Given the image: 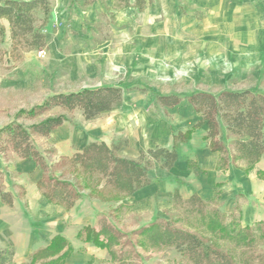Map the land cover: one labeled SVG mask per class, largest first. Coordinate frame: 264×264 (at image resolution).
<instances>
[{"label":"rangeland","instance_id":"1","mask_svg":"<svg viewBox=\"0 0 264 264\" xmlns=\"http://www.w3.org/2000/svg\"><path fill=\"white\" fill-rule=\"evenodd\" d=\"M102 2H106L107 6ZM196 3L193 0H159L158 3L148 6L144 12L130 8L117 11L116 17H112L108 14L107 7H112L113 1L98 0L92 7L79 6L77 9L69 8V10L67 8L64 11L67 12L68 17H64V20H61L60 15L54 12L53 17L58 19L53 23L54 28L64 24L71 31L74 28L73 24H77L76 31L82 32L89 39L92 47L97 50L92 59L99 69V72L97 71L99 74L96 78L83 77L73 84L69 78H61L58 72L49 74L46 53L43 57L39 55V51L27 52L23 61L14 64L7 52L6 61L0 64V127L9 123L19 110L41 104L48 95L77 90L84 86H96L97 79H103L107 84L121 86L126 94L135 95L143 102L141 116L136 120L139 123L138 126L144 127L145 138L149 136V119L163 113V108L156 104L157 94L186 96L197 90L217 93L224 89H249L264 93V38L252 29L262 24L263 21L260 20L264 17L262 16L264 5L243 7L229 2V6L222 7L212 4L203 6ZM248 8L252 10L257 8L255 13L258 16L255 15L251 19L259 17L260 19L257 18L259 21L252 22L251 19L243 20L242 23L228 21L224 26L219 27L218 22H214L213 17L220 13V10L230 17L239 14L242 18H249ZM244 14L247 16L245 17ZM75 17H79V22L73 21ZM223 24L222 22L219 25ZM240 25H243L244 32L250 34L248 39H242L250 43L249 47L243 51L240 48L241 40L237 37L239 33H244ZM247 27H249L248 31H246ZM235 41L239 42L238 46ZM233 43L235 47L231 46ZM251 45L256 48V52H253ZM218 47L220 52L216 51ZM3 48L9 51L7 39L3 43ZM29 53L33 54L28 56V61L24 63ZM33 55L35 58L32 57ZM103 57L105 63L97 62L102 61ZM186 105H182L180 111L185 112ZM164 111L168 114L167 110ZM102 115L99 117L100 121L97 118L92 122L101 123V120L105 118ZM68 116L70 121L67 122L71 124V129L78 123L84 124L80 110H75ZM74 119L77 121L75 125L71 123ZM24 124L28 126L30 122L24 120ZM135 131L138 132L137 127ZM121 137L123 136L119 138L115 136L112 140L105 138L112 144L121 140ZM222 141L229 146L230 154H234L232 139L224 135ZM35 144L46 155V149L49 147L47 140L36 138ZM15 157L18 158L11 152L0 155V169L3 171L6 169L5 165L14 163ZM233 166L241 170L244 178L234 180L222 191L226 192L225 195H229L240 186L241 192L223 201L216 199L215 203L211 204V208H218L226 215L227 222L237 221L242 227L264 221V180L257 176V171L264 169V157L250 172L246 171L247 164L244 161H237V164ZM1 170L0 181L1 176L4 175ZM163 172L160 165L156 163L149 172L153 183L152 191L146 193L142 201L135 205L126 207L122 212H114L112 218L109 212L112 208L119 207V202L110 204L84 198L78 210L83 212L85 219L74 218V221H77L76 225L70 226L69 231L67 230V233L71 232L69 236L72 242H70L75 251L65 264H119L111 260L107 250L85 244L76 237L84 224L98 229L102 217L115 221L116 226L128 234L148 225L158 217L180 218L177 220V226L197 230L192 226L191 220L182 218V210L174 207L172 193L174 186L178 184L174 183L171 177L165 176ZM193 190L192 185H187L184 189V199H187L186 196ZM19 221H22L21 218ZM199 234L207 239L211 238V235L203 230ZM1 244L2 250L5 247ZM216 244L223 250H232L236 257H240L243 251V247H237L230 241H217ZM140 250L142 256L140 264H190L174 248L148 247ZM29 257L19 260L14 255L10 264H29ZM131 261L128 260V262ZM248 261L249 263L241 264H264L263 239L257 240L252 257Z\"/></svg>","mask_w":264,"mask_h":264},{"label":"trees","instance_id":"2","mask_svg":"<svg viewBox=\"0 0 264 264\" xmlns=\"http://www.w3.org/2000/svg\"><path fill=\"white\" fill-rule=\"evenodd\" d=\"M97 1L71 0V7L78 4L86 7ZM153 1L114 0V3L117 9L133 7L143 12ZM53 10V0H0V64L6 61L7 54L16 64L23 61L27 52L45 50L47 26ZM6 39L9 51L3 48ZM124 94L121 86L81 88L51 94L41 104L19 110L9 123L0 127V155L11 152L19 159L35 161L43 172L38 189L49 202L68 210L85 197L110 204L119 202V207L110 210L111 218L114 212H122L127 207L123 203L125 200L132 199L136 192L152 184L149 172L156 163L162 170L174 167L179 158V145L188 142L205 122L208 132L204 140L212 152L220 154L219 167L222 170L236 165L237 161H244L246 171L250 172L264 157V93L249 89H224L218 93L198 91L185 97L157 95V103L166 108H173L186 100L202 120L185 132L175 133L171 148L156 147L141 152L138 159L120 155L122 146L127 143L122 139L111 145L94 139L82 151L61 157L55 163L48 161L37 148L35 139L49 138L52 132L70 121L68 114L80 110L86 121H93L119 106ZM24 120H28L30 125H25ZM222 128L226 129V137L232 139L234 154H230L229 146L220 139ZM53 152L47 151L49 158ZM188 167L194 169L197 165L190 161ZM257 176L264 180V169L258 170ZM176 180L179 185L184 184L182 180ZM0 196L4 204L13 206V195L2 186ZM219 196L220 192H217L215 199L209 201L194 192L184 199L180 188H175L172 197L174 207L182 210V218L191 220L197 230L177 226L180 218L158 217L128 234L119 229L115 221L102 217L98 229L86 225L78 232L77 238L107 250L111 260L119 264H140V249L148 247L174 248L190 264L249 263L257 240H264V221L245 227L237 221L227 222L224 213L211 208ZM201 230L208 232L211 238L202 237L199 234ZM217 241H230L237 247H243L240 257L230 249L219 248ZM74 251L66 237L56 235L49 245L30 255L29 264H65ZM14 255L13 247L0 249V264H10Z\"/></svg>","mask_w":264,"mask_h":264},{"label":"crops","instance_id":"3","mask_svg":"<svg viewBox=\"0 0 264 264\" xmlns=\"http://www.w3.org/2000/svg\"><path fill=\"white\" fill-rule=\"evenodd\" d=\"M112 1V7H107L108 14L112 17H116L117 11L133 8L117 9L115 8L114 0ZM158 1L159 0H154L152 4H156ZM194 1L197 2L196 4L199 3L203 6L212 4L225 7L230 5L229 2H232V5H240L243 7L264 5V0H193V2ZM53 2L54 10L47 26V45L44 50L46 53L49 74L53 75L58 72L61 78H69L70 82H73V84L83 77H86L87 79L96 78L99 74V69L94 64L92 58L93 54H95V51L97 50L92 47L89 43V39L85 37L82 32L76 31V28H78L77 24H73L74 28L71 29V31H69L70 29L68 30L64 24H61L56 28L53 27V23L58 20L53 17L54 12L60 15L61 20H64V17H68L67 12L64 10H67V8L68 10L69 8L77 9L82 5L78 4L75 8H73L71 7V0H53ZM132 2H134V0H132ZM96 3L93 5H96ZM102 3L107 6L106 2ZM90 6L92 7V5ZM253 9L254 10H248L249 14L247 15L250 16L249 18H247V15L245 14L246 18L240 17L239 14H234L233 17H230L227 16L225 12L218 9L220 10V13L213 17L214 22H218V27L224 26L228 21L242 23L244 22L243 20L248 21L251 17L255 15L258 16L255 13L257 8L256 10L255 8ZM258 11H260V9ZM262 16H264V14H262ZM78 18L79 17H75L76 20H72L74 22H79ZM91 18H93V16H91ZM91 18L89 17V20L92 21ZM257 18L260 19L259 17H255L251 19V21L255 22L258 20ZM262 18L263 19L260 20L263 21L262 24L252 27V29L257 32V35L264 38V17ZM222 22L224 24L219 25ZM242 27L243 25H240L241 30ZM246 29V31H248L249 27ZM244 33H239L237 36L241 40L242 47L240 48H242V51L243 49L246 50L250 44L248 40L242 41L244 38L248 39L250 35L246 32ZM235 43L237 46L239 45L238 41H235ZM235 43L231 46L235 47ZM251 49L253 52L257 51L252 45ZM216 51L220 52L219 47L216 48ZM33 53L26 55L27 57L24 63L28 61V56ZM32 57H34V55ZM97 62H102V64L105 63L104 57L102 61L99 60ZM95 85L96 86H84L81 88L116 86L115 84L105 83L103 79H97ZM198 91L208 90H197L194 92ZM185 101L186 100H183L181 104L173 108L162 107L156 101V104L163 108V113L159 116H152L149 119V136L145 138V135H143L144 127L143 125L138 126L139 123L136 120L139 116H141V105H143V102L140 101L138 97H135V95L126 94L125 92L123 102L112 111L104 113L102 116L105 118L101 120V123L96 124L92 121H88L87 124V121H85L83 116H81L84 124L78 123L75 125L77 121L74 119L71 122L75 125L73 129L70 128L71 124L66 122L52 132L49 138H40L41 140H47L49 146L48 149H46V155H44L47 157L48 161L57 162L61 157H70L75 153L82 151L83 148L94 139H100L109 144V140L105 137L112 140L115 136H118V138L123 136L121 137L122 140L127 142L120 150V155L127 158L138 159L141 152H147L148 150L155 149L156 147L171 148L173 145V135L175 133L185 132L202 120V116L196 113L190 103H184ZM184 104H187L185 112L180 111L181 106ZM173 109H175V111H172ZM164 110H167L168 114H166ZM100 119L101 118H98L97 120L100 121ZM136 127L138 130L137 133L135 131ZM207 132L208 126L205 122L193 133L192 138L188 142L179 145L178 161L172 169L163 170V173L165 176L171 177L174 183H177L176 179H180L184 182L182 185L177 183L178 185H176V187L174 186V190L177 187L180 188L183 198H185L184 189L190 184L193 186L194 190L187 195L186 198H189L194 192H197L204 199L213 200L216 197V193L220 192L218 200L223 201L241 192L240 186L229 195H225L226 192L224 193L222 190L226 188V185L228 186L232 184L234 180L244 178V176L242 175L241 170L233 165H230L227 170H222L219 167L220 154L212 152L208 143L204 140ZM108 133L110 135H108ZM224 135H226V129L222 128L220 135L221 140ZM49 150H54L50 158L47 153ZM15 159L14 163L5 165V170L2 171L0 169L4 173L3 177L1 176L0 186L4 187L6 192H10L14 199L13 206L9 207L3 203L0 196V243H2L1 245L5 248L13 247L15 249L17 259L22 260L23 258H28L39 248L49 245L52 238L56 235H62L71 241V237L69 236L71 232L67 233V230L69 231L70 226L74 227V225H76L77 221H74V218H82V220L85 219L83 212L78 210L80 203L84 198L78 201L77 204L70 210L49 202L46 196L38 189V182L43 175L39 166H37L33 160H23L16 157ZM190 161L196 163L197 168H189L188 163ZM152 185L153 183L140 189L133 195L132 199L124 201L125 205L130 207L131 205H135L136 203L142 201L144 195L152 191ZM88 191L89 190L86 192ZM85 198L90 199L88 197ZM20 218L22 221H19ZM86 225L88 224L82 225L80 230Z\"/></svg>","mask_w":264,"mask_h":264},{"label":"built area","instance_id":"4","mask_svg":"<svg viewBox=\"0 0 264 264\" xmlns=\"http://www.w3.org/2000/svg\"><path fill=\"white\" fill-rule=\"evenodd\" d=\"M39 55L44 57L45 56V51H39Z\"/></svg>","mask_w":264,"mask_h":264}]
</instances>
